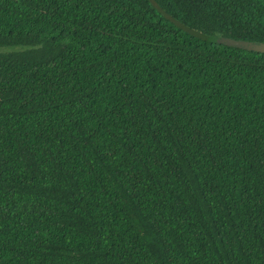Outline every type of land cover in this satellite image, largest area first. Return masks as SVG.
<instances>
[{
    "label": "trees",
    "instance_id": "16d2710c",
    "mask_svg": "<svg viewBox=\"0 0 264 264\" xmlns=\"http://www.w3.org/2000/svg\"><path fill=\"white\" fill-rule=\"evenodd\" d=\"M264 0H0V264H264Z\"/></svg>",
    "mask_w": 264,
    "mask_h": 264
},
{
    "label": "water",
    "instance_id": "95a60500",
    "mask_svg": "<svg viewBox=\"0 0 264 264\" xmlns=\"http://www.w3.org/2000/svg\"><path fill=\"white\" fill-rule=\"evenodd\" d=\"M213 42L225 44L228 46L238 47L241 49H248L253 51L264 52L263 41H251L246 39H234L226 36H213Z\"/></svg>",
    "mask_w": 264,
    "mask_h": 264
}]
</instances>
